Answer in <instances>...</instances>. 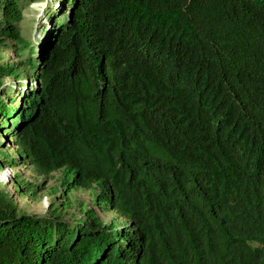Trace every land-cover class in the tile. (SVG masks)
<instances>
[{"label": "trees", "instance_id": "trees-1", "mask_svg": "<svg viewBox=\"0 0 264 264\" xmlns=\"http://www.w3.org/2000/svg\"><path fill=\"white\" fill-rule=\"evenodd\" d=\"M12 164L99 191L67 219L0 184V264H264V0H0Z\"/></svg>", "mask_w": 264, "mask_h": 264}, {"label": "rangeland", "instance_id": "rangeland-1", "mask_svg": "<svg viewBox=\"0 0 264 264\" xmlns=\"http://www.w3.org/2000/svg\"><path fill=\"white\" fill-rule=\"evenodd\" d=\"M42 8V3L39 5ZM37 6L35 4L23 10L25 19L35 17ZM35 11V12H34ZM32 14V15H31ZM40 13L37 15V19ZM34 20H29V28L26 21L22 20L19 24L22 34L27 37L30 33L34 44L38 47L40 43L45 42L46 33L41 32L40 28ZM7 60H15L12 52L6 51ZM9 82V78L6 79ZM4 139L8 143L5 148L6 153L10 155L12 151H8L15 146L13 140H9V136L4 134ZM5 146V145H4ZM4 166L0 170V184L9 192L13 199L18 203L19 207L30 214H46L50 208H55L58 213L64 218H71L73 216H80L92 206V200L99 189L94 188H71L63 183L62 171H56L49 175H41L35 170H32L30 165L19 166ZM22 179L21 181H19ZM26 181L27 184L23 182ZM17 183L20 188H17ZM27 187V188H26ZM36 187V188H35ZM36 193H33V190ZM93 210L99 218L105 222H120L116 214L109 212H101L97 207Z\"/></svg>", "mask_w": 264, "mask_h": 264}]
</instances>
